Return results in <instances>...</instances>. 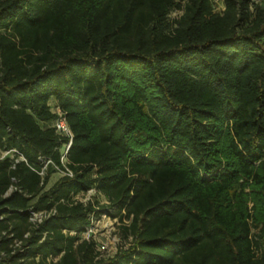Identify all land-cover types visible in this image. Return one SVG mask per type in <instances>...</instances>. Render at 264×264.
<instances>
[{"label":"trees","instance_id":"1","mask_svg":"<svg viewBox=\"0 0 264 264\" xmlns=\"http://www.w3.org/2000/svg\"><path fill=\"white\" fill-rule=\"evenodd\" d=\"M214 1L0 0V264H264V0Z\"/></svg>","mask_w":264,"mask_h":264},{"label":"built area","instance_id":"2","mask_svg":"<svg viewBox=\"0 0 264 264\" xmlns=\"http://www.w3.org/2000/svg\"><path fill=\"white\" fill-rule=\"evenodd\" d=\"M52 111L57 115L56 118L54 119V121L52 122V126L55 128V130L58 133L63 134L65 136H69V138H71L72 133L69 129V126L66 122V119H65L63 113L60 111V109L58 107H56V109L52 110ZM70 143H71V140H69L68 143L65 144L61 148L60 162H61L62 168H58L57 166H55L57 171L61 172L62 175H68V176L72 175L71 170L66 166V153L68 151ZM5 153H8V151H6ZM47 162H49V161H47ZM47 162L45 164H47ZM44 168L45 167H43L40 171H37L41 176L44 174ZM96 191L97 190L95 188H90V189L86 190L85 192L75 194L73 199L75 201H79V202H82L85 204L88 201H84V200L89 199V195L96 192ZM93 207L95 208V210L99 211V205L96 204ZM51 213H53V210L30 211V215H29L28 219L33 225H37L44 218L49 216ZM116 219H117L116 217H111L108 214H106V212H104V211H99V213L97 215L94 214V212L91 213L89 215V218H88V225L86 226L84 231L81 233V236H80L81 239L93 240V237H94L96 231L100 228H105L107 231H110L112 229V223H113V221H116ZM123 221L125 223L127 222V221H125V219H123ZM95 245H96V252L98 253L97 258H102V257H100V256H102V253L109 252V247L106 243L97 242V243H95ZM115 253H116V251L111 256H113ZM111 256H108V257H111Z\"/></svg>","mask_w":264,"mask_h":264},{"label":"rangeland","instance_id":"3","mask_svg":"<svg viewBox=\"0 0 264 264\" xmlns=\"http://www.w3.org/2000/svg\"><path fill=\"white\" fill-rule=\"evenodd\" d=\"M250 3H251L250 9L253 10L254 5L262 3V0H250ZM213 4H214V10L215 11H221L222 10L223 7H222V3L220 1L215 0L213 2ZM180 14H181L180 10H174L170 13L169 17L170 18H177ZM50 104H51L52 110H55L56 106H55L54 100H50ZM8 153L2 152L0 154V158L7 155ZM61 175L62 174L59 171H56L55 173H53L49 179L47 186H50ZM84 201L90 202L92 204V206H95L96 204L99 206L100 205H106L108 203L106 197L97 191L90 194L89 199H86ZM249 207H250V204H249ZM125 221L128 222L129 220L125 219ZM124 223H125L124 221L120 222L118 219H116V221H113L112 229L110 231H107L105 228H100L96 231V233L93 237L94 242L95 243L103 242V243H106L109 247V252L102 253V256H100V257L107 258L108 256H111L118 249H120V248L124 249L131 243V241H132L131 236H129L128 238L123 237L121 225ZM18 245H19V242L14 244V246H18ZM262 245L264 246V238L262 239Z\"/></svg>","mask_w":264,"mask_h":264}]
</instances>
